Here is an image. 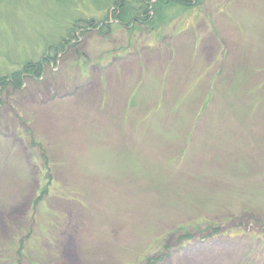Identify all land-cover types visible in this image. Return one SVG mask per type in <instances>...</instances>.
I'll list each match as a JSON object with an SVG mask.
<instances>
[{"label":"rangeland","instance_id":"1","mask_svg":"<svg viewBox=\"0 0 264 264\" xmlns=\"http://www.w3.org/2000/svg\"><path fill=\"white\" fill-rule=\"evenodd\" d=\"M142 1L0 0V264H264V0L245 6L241 20L256 28L245 33L246 52L212 85L203 111L197 114L203 86L163 94L173 110L169 103L157 109L159 122L164 114L169 119L156 124L161 138L146 123V139L125 142L141 150L105 137L92 148L90 124L81 135L65 131L68 124L49 107L58 94L75 92L82 71L98 76L97 66L115 52L150 41L155 31L166 35L198 7L212 13L227 2L150 0L149 22L127 27L114 20L118 7L130 20ZM85 20L108 21L111 29L79 27L39 78L25 76L20 88L1 83L54 56L69 29ZM223 21L215 25L219 36ZM155 58L139 59L146 67L145 59ZM147 75L143 85L162 83L163 73ZM97 80L104 85L105 75ZM36 88L52 93L48 104L40 102L45 92L34 99Z\"/></svg>","mask_w":264,"mask_h":264},{"label":"crops","instance_id":"2","mask_svg":"<svg viewBox=\"0 0 264 264\" xmlns=\"http://www.w3.org/2000/svg\"><path fill=\"white\" fill-rule=\"evenodd\" d=\"M251 4L258 5L259 0H227L226 3L216 6L215 10H211L212 13L209 8L205 10L196 8L193 15L178 19L166 35H159L155 31L150 41L141 42L140 40L124 51L115 52L117 54H113L111 60H105L103 69L100 68L101 65L97 66L101 72L98 76L92 71L88 73L82 71L78 79L81 83L79 82L75 92L66 93L65 90L64 94H58L56 98L59 100L49 107L57 110L62 122L68 124L64 125L65 131L70 132L72 128L79 129L77 133L81 135L86 127L85 124H90L95 129L94 135L88 137L91 144H94L92 148L98 144L102 146L101 139L105 137L106 141L123 142V145H128L129 150L140 149L135 143H126L146 139L141 128L146 123L152 126V130L148 129L147 132L151 131V136L156 135V137L159 134L158 138H161V134L155 129L156 124L161 125V121H166L162 123L166 126L169 119L164 114L160 116L163 118H160L159 122L157 109L159 110L163 103L165 105L169 103L168 109L173 110V105H170L166 95L177 94L175 92L178 91V87L183 86L184 89L180 91L190 94L194 90L199 92V87L203 86L204 95L200 98L201 105L197 114L203 111L207 102L205 98L211 91L212 85L220 83V81L217 82L218 78L221 80L224 76L226 77V69L228 70L231 66L230 61L237 60L238 53L246 52L245 47L248 45L245 44L249 42L245 40L247 39L245 33L251 28H256V25L248 26L243 24L241 19L247 11L245 6H251ZM230 9L231 13H229ZM223 18L226 21H223V26L220 27L223 31L221 29L219 36L215 32L217 29L215 25ZM208 20H212L214 28L210 27ZM195 47L197 51L194 50ZM143 54L149 57L157 56V58L145 59L146 67H144V62L139 59ZM154 73V77L161 76L163 73L162 83L157 84V87H153L150 83L143 85L144 75ZM104 75V85L98 84L97 79ZM251 79L255 86L253 89L257 90L259 82L257 75ZM42 92L47 95V101L40 102L48 104L47 102L51 101L49 96H52L50 91H41L37 88L31 91L34 99L42 98ZM188 94L185 96L187 97ZM125 109L127 113H124ZM136 115L140 118L136 119ZM263 123L264 120H262ZM33 129L38 130L37 127ZM106 146L110 147V144L107 143ZM122 148L125 147L114 150L119 151Z\"/></svg>","mask_w":264,"mask_h":264},{"label":"trees","instance_id":"3","mask_svg":"<svg viewBox=\"0 0 264 264\" xmlns=\"http://www.w3.org/2000/svg\"><path fill=\"white\" fill-rule=\"evenodd\" d=\"M149 1L150 0H143L141 2L142 5L140 6V8L134 11L135 16L131 18L132 20L131 19L128 21L125 20L124 18V16L126 15L125 8L118 7L119 12L113 11L112 16L114 20L118 22L119 25L122 26L127 25V27H132L135 21L140 22V20H142L143 23H145L146 21L149 22V18L152 17V15L150 14L153 13L152 11L155 7V5L150 4ZM156 3L160 5L180 4L181 6L192 7V6H197V4H199V0H156ZM115 9L117 10V8ZM106 20H109L108 17H106ZM103 23L104 21H102L100 24L97 25V23H95L94 20H89V21L85 20L83 25L74 24L73 27L69 29L67 37L56 48H54L56 52L54 56L51 57L48 56V58L42 59L41 61L27 63L20 71H16L15 73L10 74L9 76H4L3 79L1 80V83L5 85L6 83H9V81L11 80V83L15 88H20L23 85V79L25 78V76L39 78L44 73L46 65L52 63L53 62L52 60H55L57 58L58 51L63 50L64 48L66 49V46L70 44L73 38H75L76 36L75 33L77 30H79V27L80 28L82 27L84 29H90L89 27H96V29H102L103 32H109L111 29V26L108 24L109 22L107 21L106 24ZM0 93H1V88H0ZM0 102H1V96H0ZM33 143L35 144L36 141H34Z\"/></svg>","mask_w":264,"mask_h":264}]
</instances>
